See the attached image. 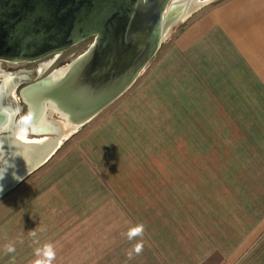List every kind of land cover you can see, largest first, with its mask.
<instances>
[{"label":"rangeland","instance_id":"1","mask_svg":"<svg viewBox=\"0 0 264 264\" xmlns=\"http://www.w3.org/2000/svg\"><path fill=\"white\" fill-rule=\"evenodd\" d=\"M218 1L174 25L130 86L73 131H65L56 109L47 112L66 126L51 156L0 196V264H34L45 243L56 250L52 264H137L139 257L123 258L131 249L123 245L140 214L151 217L138 205L155 201L148 194L138 200L151 189L182 191L177 204L214 241L230 245L250 224L264 222V97H163L168 87H156L172 65L185 63L170 50L175 36ZM91 41L70 46L68 61ZM157 62L165 72L154 69ZM22 130L12 145L40 136ZM44 138L53 145L56 135ZM10 244L15 251L6 254Z\"/></svg>","mask_w":264,"mask_h":264},{"label":"water","instance_id":"2","mask_svg":"<svg viewBox=\"0 0 264 264\" xmlns=\"http://www.w3.org/2000/svg\"><path fill=\"white\" fill-rule=\"evenodd\" d=\"M212 1L0 0V58L34 60L92 37L60 77L20 90L27 119L34 121L22 132L40 136L31 137L24 154L13 145L0 149V168L7 159L14 165L0 181V196L18 184L13 172L24 178L58 147L64 126L47 121L50 109L66 119L69 130L80 126L130 86L174 25ZM8 118V108H0V123ZM54 134L53 145L39 154L45 144L40 138Z\"/></svg>","mask_w":264,"mask_h":264},{"label":"crops","instance_id":"3","mask_svg":"<svg viewBox=\"0 0 264 264\" xmlns=\"http://www.w3.org/2000/svg\"><path fill=\"white\" fill-rule=\"evenodd\" d=\"M170 50L185 63L172 65L169 75L155 81L156 87H168L163 97H264V0H219L182 28ZM154 69L165 72L163 63ZM183 71L186 76L180 79ZM182 193L151 189L139 196L140 202L147 194L155 201L148 208L138 204L151 217H138L146 235L138 241L142 253L133 255L139 257L137 264H264V222L250 224L230 245L227 240L215 243L202 221L177 204ZM123 246L132 249L134 244ZM131 249L123 253L128 261L134 259L127 255Z\"/></svg>","mask_w":264,"mask_h":264},{"label":"flooded vegetation","instance_id":"4","mask_svg":"<svg viewBox=\"0 0 264 264\" xmlns=\"http://www.w3.org/2000/svg\"><path fill=\"white\" fill-rule=\"evenodd\" d=\"M68 48L53 51L43 56L46 60L42 61L39 60L43 57L34 60L0 58V108H8L10 117L0 123V135L3 136L0 149L11 147L13 134L22 128L29 129L34 122L27 119L29 108L20 90L39 80H55L54 78L64 74L71 62L68 61ZM23 115L25 127L20 124ZM42 119L40 117V123L43 122ZM49 119L51 118H47V121Z\"/></svg>","mask_w":264,"mask_h":264},{"label":"clouds","instance_id":"5","mask_svg":"<svg viewBox=\"0 0 264 264\" xmlns=\"http://www.w3.org/2000/svg\"><path fill=\"white\" fill-rule=\"evenodd\" d=\"M9 167H14L13 164L9 162L7 159L6 162L3 164L2 168H0V181L5 178V174ZM13 178L17 181L23 179V177L17 175L15 172L12 173ZM3 191V184H0V192ZM145 231V227L143 224H137L128 229L126 232V237L129 241L133 240L136 237H142ZM31 236L34 240L37 237V233L35 230L31 231ZM15 251V247L13 245H7L5 248V253H12ZM143 251V243H136L133 248L127 253L128 258L131 259L133 255H139ZM35 256L37 259L34 261V264H52V262L56 258V250L51 243H45L41 247H37L35 249Z\"/></svg>","mask_w":264,"mask_h":264},{"label":"bare ground","instance_id":"6","mask_svg":"<svg viewBox=\"0 0 264 264\" xmlns=\"http://www.w3.org/2000/svg\"><path fill=\"white\" fill-rule=\"evenodd\" d=\"M64 126H66V124H64ZM68 126V125H67ZM67 130H69V128L67 129ZM71 130V129H70ZM24 133V132H23ZM26 134V133H25ZM21 140H23V141H20V142H22L21 144L22 145H19L18 144V142H16L15 144H13L14 146H16L18 149H20V151H24L25 150V148H24V146H26L27 148H29L30 147V141L31 140H28V139H23V138H21ZM44 142H45V144L44 145H41V146H39V154H43L45 151H46V149H49L50 148V145H52V144H50L51 142H49L48 140H47V138H44ZM48 146V148H46ZM21 147H23V149L21 148ZM25 152V151H24Z\"/></svg>","mask_w":264,"mask_h":264}]
</instances>
